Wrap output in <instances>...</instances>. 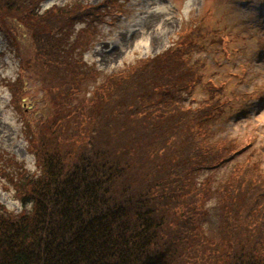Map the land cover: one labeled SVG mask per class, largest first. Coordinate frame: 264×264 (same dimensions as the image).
<instances>
[{
	"label": "trees",
	"instance_id": "1",
	"mask_svg": "<svg viewBox=\"0 0 264 264\" xmlns=\"http://www.w3.org/2000/svg\"><path fill=\"white\" fill-rule=\"evenodd\" d=\"M46 1L0 0V29L18 49L20 32L31 38L26 65L61 82L46 88L55 113L29 131L40 172L21 169L13 180L31 207L14 214L0 204V264H264L261 161L250 155L216 182L195 179L255 137L217 136L214 123L242 94L205 76L207 60L194 57L230 34L204 18L166 49L110 72L75 107L85 82L100 76L84 58L96 23L120 4ZM192 83L207 93L194 106L184 100ZM214 194L222 229L209 236L202 219Z\"/></svg>",
	"mask_w": 264,
	"mask_h": 264
},
{
	"label": "rangeland",
	"instance_id": "2",
	"mask_svg": "<svg viewBox=\"0 0 264 264\" xmlns=\"http://www.w3.org/2000/svg\"><path fill=\"white\" fill-rule=\"evenodd\" d=\"M70 0H47L45 7L64 4ZM93 4L102 0H83ZM119 6L105 13L96 23L97 30L91 48L84 54L89 64L100 70L96 81H87L70 105L81 106L91 97L95 84L108 74L123 68L141 57L153 56L166 49L170 42L200 24L202 19L211 28L231 37L225 46H209L206 51H195L194 57L205 58V76L213 74L218 84L242 94L234 100L220 120L214 123L217 136L245 140L255 136L252 144L231 163L208 173H199L198 182L205 178H222L234 165L253 155L264 167V0H118ZM87 21L77 23V28ZM204 23V22H203ZM18 49L4 30L0 29V204L19 213L29 209L17 194L15 183L18 172H40L36 156L28 141L29 131H41L56 107L48 86L61 82L55 72H49L30 60L31 38L17 35ZM203 60V59H202ZM206 80V79H205ZM192 83L194 91L185 94L189 105L207 96L206 88ZM198 101V102H197ZM71 106L62 105V108ZM30 122V124H29ZM12 176V177H11ZM14 177V178H13ZM215 179V180H214ZM216 182V181H215ZM217 184L214 185V187ZM203 226L209 236L222 229L219 199L214 194L205 202Z\"/></svg>",
	"mask_w": 264,
	"mask_h": 264
}]
</instances>
